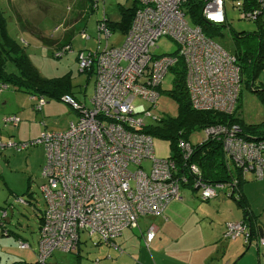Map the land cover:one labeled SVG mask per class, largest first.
<instances>
[{
    "label": "built area",
    "instance_id": "2783aa9c",
    "mask_svg": "<svg viewBox=\"0 0 264 264\" xmlns=\"http://www.w3.org/2000/svg\"><path fill=\"white\" fill-rule=\"evenodd\" d=\"M96 5L104 0H95ZM189 0H139L132 24L120 46L109 44L111 32L105 16L98 22V44L92 50H80L77 60L80 71L94 70V93L88 104L76 102L70 95L63 98L78 112V119L63 130H44L27 141H11L0 146L23 151L38 144L44 145L46 161L41 189L46 208L40 226L37 264H62L52 261L56 251L72 253L78 250L81 233H88L95 243L115 246V240L127 228L139 227L147 216H162L168 203L181 198L183 184L190 183L200 190L203 200L214 198L222 190H230L223 183L203 181L196 164L179 167L173 158H157L153 139L143 133L147 118H155L143 104L155 108L160 98L159 87L170 69L181 57L186 69V87L191 106L198 111L214 110L232 113L241 91V74L234 54L214 38L204 34L201 27H192L186 18L184 5ZM202 16L215 25L228 24L227 0H200ZM236 0L240 18L257 21L264 10ZM98 5V6H99ZM58 27L56 28V30ZM83 39L90 35L85 29ZM104 36V37H103ZM163 37L178 44V56L155 55L152 48ZM105 42V46L102 44ZM63 44L53 52L61 57L71 51ZM0 86V91L6 89ZM33 108L41 110L44 97L33 96ZM6 124L17 125L16 115L6 118ZM238 125H213L205 129V138L219 136L231 162L243 173H254L257 179L264 174V140H245L239 136ZM183 157L190 159V143H178ZM150 161L147 170L144 162ZM135 166L131 169L130 166ZM238 180L233 182V187ZM7 211L0 218L4 230ZM156 226L150 224L144 233L149 248L156 235ZM7 234V230L4 231ZM244 221L226 222L224 237L235 240L251 238ZM259 241L264 244V238ZM95 243V244H96ZM21 249H28L25 240H19Z\"/></svg>",
    "mask_w": 264,
    "mask_h": 264
},
{
    "label": "rangeland",
    "instance_id": "374dc122",
    "mask_svg": "<svg viewBox=\"0 0 264 264\" xmlns=\"http://www.w3.org/2000/svg\"><path fill=\"white\" fill-rule=\"evenodd\" d=\"M80 0H0V7L4 12L7 20V28L12 37L23 41L26 44V51L30 55L34 65L38 68L42 76L47 78L59 77L68 72L72 74L73 91L78 95L81 101L89 102V98L94 93L96 76L89 77L87 73H80L78 60H75L78 49L95 48L98 44V19L103 15L102 6L94 12L86 11L82 16L84 20L78 17L77 13L81 10ZM137 0H105V13L108 19L116 23H125V12H130L136 6ZM236 0L226 1V12L228 24L217 30L214 39L222 45L227 51L234 54L235 44L233 42V31H254L257 29V23L240 18L239 11L235 6ZM21 21H16L17 15ZM189 25L196 27L198 24L190 13L186 16ZM77 20V21H76ZM76 21V22H73ZM68 24H71L70 26ZM75 24L78 27L77 32H82L83 28L92 37L91 40L85 41L80 33L72 39V49L61 58L53 55L52 47L44 44L40 36L47 39H54L55 45L64 39V33ZM25 27V28H23ZM58 29L56 30V28ZM29 30V31H27ZM31 31V32H30ZM61 36L60 39L53 36ZM126 33L122 31L115 32L109 37V44L120 46L125 40ZM39 37V38H38ZM104 37V36H103ZM47 43V41H46ZM105 46V42L102 43ZM60 46V45H59ZM58 47V46H57ZM178 48L176 41L171 38H161L152 52L155 55L172 54ZM11 69V65L8 66ZM173 73L168 72L161 86L158 88L160 98L155 108L140 99L135 100V104H143L146 109H150L153 116L160 117L163 114L175 116L177 114L176 103L166 94V91L172 88ZM264 72H261L256 79L252 81L254 86L263 87ZM3 84H0L2 86ZM251 84L244 80L240 92V109L239 112L249 122L264 120V102L261 96L251 90ZM162 88V89H161ZM31 96L22 91H17L9 86L0 92V140L3 143L11 141H27L36 138L44 130H62L67 127L70 119H73V108L70 103L64 100V96L59 100L44 97L46 103L41 110L33 108L35 101H31ZM73 109V110H72ZM16 115L20 118L17 125L6 124V116ZM147 124L155 118H147ZM205 129H200L191 134L190 142L192 144L201 142L205 138ZM153 148L157 158H169L174 156V151L170 147L168 140L153 137ZM46 161V152L44 145L38 144L31 146L23 151H17L14 148L0 146V218L3 215L2 210L7 208V227L18 235V238L25 240L30 245L28 249L19 247V239L16 236H4L0 234V257L3 260L0 264H5L6 257L2 254L10 253L17 260H27L33 262L37 260L39 250V225L46 208V199L41 189L45 179L42 175L43 166ZM150 161L144 162L147 170H150ZM131 169L135 166L131 165ZM183 188H181L182 191ZM198 197H200V190ZM160 218V217H159ZM151 218L144 219L145 228L151 223ZM156 223V222H155ZM141 224V220H140ZM139 224V228H140ZM157 224V223H156ZM142 227V225H141ZM139 228H127L125 234L135 232L139 235ZM143 229V228H142ZM93 236V239H96ZM88 233H81L79 244V256L77 251L65 253L56 251L51 260L59 261L62 264H96L109 263L117 260L120 253H116L113 248L105 245L94 246V242ZM120 239H117L119 244ZM137 238L130 246L126 243V249L121 250L125 253L122 255L121 262L125 264L129 257L139 253L145 242ZM152 243V242H151ZM151 247L152 244H150ZM113 247V246H112ZM119 252V251H118ZM113 258H108V255ZM11 258L10 260H12ZM130 261V260H129Z\"/></svg>",
    "mask_w": 264,
    "mask_h": 264
},
{
    "label": "trees",
    "instance_id": "16d2710c",
    "mask_svg": "<svg viewBox=\"0 0 264 264\" xmlns=\"http://www.w3.org/2000/svg\"><path fill=\"white\" fill-rule=\"evenodd\" d=\"M244 2L251 7L259 6L257 0H244ZM98 5L99 4L96 5L95 0H80L78 7L81 10L77 13V15L78 17H81L86 11L94 12L99 6H102L103 15L100 19H98V22L102 21L103 16H105L106 25L112 36V34L117 31H122L123 33L127 34L132 24L135 12L139 7V0H137L136 6L133 10L124 13L125 23L123 24H114L108 19L104 11L105 0L99 6ZM184 10L186 16L187 13L191 14L195 22L201 27L204 34L208 37L214 38V36L217 34V30H220L222 26L227 25H215L206 21L202 16V2L200 0H189L184 5ZM3 15L4 12L0 7V84L6 85L7 87L9 85L17 91L27 93L31 96V101H34L32 100L33 96H48L49 98L60 101L63 96L70 95L76 102H85L81 101L78 95L74 93L72 86L73 77L70 72L62 76L52 78H47L41 75L40 71L34 65L30 55L26 51L27 45L24 44L23 41L10 35L7 28V20ZM16 15L18 18L16 21H21V17L17 13ZM80 19L84 20L85 16H82ZM255 22L257 23V29L254 31H233L232 36L233 42L235 44L234 55L237 58V64L240 68L241 88L242 84H244V80L247 79V81L252 85L251 90L258 93L264 102V85L263 87H260L254 86L252 83V81L264 71V10ZM68 25L70 26L71 24ZM77 29L78 27L74 24L64 35V39L61 41L62 43H60V46L63 44L70 45V49L73 51L71 46L72 39L75 35L80 33L79 31L77 32ZM39 39L43 41L42 36H40ZM91 39L92 37H89V39L84 40L89 41ZM60 46H58L57 49L60 48ZM85 49L92 50L94 48L90 47ZM80 50H77L76 57ZM66 53L64 55H66ZM172 54L178 56V49H176V51ZM9 65H11V69L8 68ZM80 73H87L89 77H91L94 75V70H86ZM170 73L174 74V78L172 81V88L166 91V94L176 103L177 114L175 116L163 114L162 116L157 117L151 123H146L145 127L142 128L141 131L143 133L149 134L152 138L159 137L168 140L170 142L172 151H174V156L170 158H173L177 165L183 168V171H185L186 166H188L185 164H196L201 170L202 179L204 182L209 184L223 183L230 190V196L232 198L235 196L237 197L235 193L236 191H239L242 183L246 181V176L248 173L242 177V171L233 165L231 158L224 150L222 138L219 136H211L208 139L204 138L201 142L192 144L190 142V136L197 130L206 129L207 127L213 125H238L241 129L239 136L245 140H264V120L259 123H248L244 121L241 116L242 114L239 112L240 94L236 109L232 113H224L214 110H195L191 106L189 93L186 87L185 63L181 57H178V61L170 69ZM180 140L186 141L192 146L193 152L190 159L188 160L183 157V154L178 147ZM189 180L190 183L187 182V184H183L182 187L195 191L198 190L192 185L193 181L191 176L189 177ZM235 180H238V183L233 187L232 185ZM208 200L209 199L205 201ZM237 202L244 210L245 218L243 221L249 226L251 232V238L249 241L246 242L242 237L237 239H242L244 244L248 246L254 237H257L260 234L256 228V225H254L252 218L248 214V209L244 200L238 199ZM6 209L7 208H4L2 212ZM40 222H42V217L40 218ZM3 223L5 228L0 232H2L4 235V231L7 230L8 233L5 236L8 234L15 235L14 232L7 229L5 225L6 223ZM260 238L261 237L259 236L258 239ZM7 264H37V262H28L26 260L20 259Z\"/></svg>",
    "mask_w": 264,
    "mask_h": 264
},
{
    "label": "crops",
    "instance_id": "0c3cea01",
    "mask_svg": "<svg viewBox=\"0 0 264 264\" xmlns=\"http://www.w3.org/2000/svg\"><path fill=\"white\" fill-rule=\"evenodd\" d=\"M61 36L57 34L53 37L60 39ZM44 38L46 40H43V43L49 44L48 46L52 47L53 50H56L57 46L60 45L58 41L55 45H52L54 44L53 41L56 40ZM75 60H77V57ZM82 103L88 104L87 101ZM73 115L74 117L70 119V122L78 119L77 111L73 110ZM242 118L248 123L261 122L259 120L249 122L244 116ZM198 195L199 191L197 190L183 188L181 198L171 201L165 208L163 216H147L140 219V228L137 227L139 228V235L135 232L125 234L123 231L115 240L114 244L117 248L112 247L110 244L95 242L94 246L105 245L113 248L114 251H117L116 253H120L117 256L118 261L100 263L101 260L99 259L96 264H123L121 260L125 252L121 250V247L126 249L127 241L131 246L137 238L144 244V233L150 224H154L157 228L155 238L151 243L153 247L143 246L139 257L136 258V255L129 257L130 261L126 260L125 264H264V244L258 239L259 236L264 238V174L261 179H257L253 173H248L246 181L242 183L239 191H236L235 195L237 197L235 196V199L227 193V190L220 191L217 196L208 201L200 199ZM236 199L244 200L248 214L260 234L257 237L255 236L248 246L244 244L242 239L228 240L224 238L226 222L243 221L245 218L244 210ZM146 218L153 220L145 228L144 219ZM40 226L41 222L39 234ZM7 229L10 230L8 227ZM16 235L8 234L7 236ZM16 237L18 238V236ZM117 239H120L119 244H117ZM77 254L79 256V247ZM2 255L6 257L5 264L18 259L7 252ZM107 257L113 258L110 254ZM11 258L13 259L10 260ZM1 260H3V257H0Z\"/></svg>",
    "mask_w": 264,
    "mask_h": 264
},
{
    "label": "bare ground",
    "instance_id": "6f19581e",
    "mask_svg": "<svg viewBox=\"0 0 264 264\" xmlns=\"http://www.w3.org/2000/svg\"><path fill=\"white\" fill-rule=\"evenodd\" d=\"M260 16V15H259Z\"/></svg>",
    "mask_w": 264,
    "mask_h": 264
},
{
    "label": "water",
    "instance_id": "95a60500",
    "mask_svg": "<svg viewBox=\"0 0 264 264\" xmlns=\"http://www.w3.org/2000/svg\"><path fill=\"white\" fill-rule=\"evenodd\" d=\"M262 235V234H261Z\"/></svg>",
    "mask_w": 264,
    "mask_h": 264
}]
</instances>
